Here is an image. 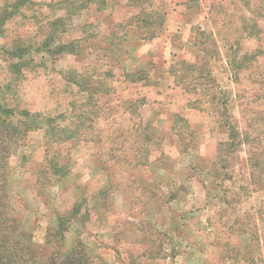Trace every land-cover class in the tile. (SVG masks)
I'll return each mask as SVG.
<instances>
[{
  "label": "rangeland",
  "instance_id": "rangeland-1",
  "mask_svg": "<svg viewBox=\"0 0 264 264\" xmlns=\"http://www.w3.org/2000/svg\"><path fill=\"white\" fill-rule=\"evenodd\" d=\"M60 1L0 0V15L17 5L0 21V105L12 120L27 110L75 130L58 141L46 127L29 131L9 155L27 254L45 257L46 230L77 204L63 251L79 239L105 264H264L260 173L253 183L242 149L225 174L216 151L224 135L172 73L182 60L196 64L232 96V54L264 49V1L79 0L71 16ZM143 10L164 13L162 24L143 27ZM71 41L75 54L55 50ZM176 114L193 131L186 150Z\"/></svg>",
  "mask_w": 264,
  "mask_h": 264
},
{
  "label": "trees",
  "instance_id": "trees-1",
  "mask_svg": "<svg viewBox=\"0 0 264 264\" xmlns=\"http://www.w3.org/2000/svg\"><path fill=\"white\" fill-rule=\"evenodd\" d=\"M78 2L79 0H67L65 5H62V1L58 3L65 7L66 15L71 16L79 11ZM16 7L17 5L12 6L11 10L4 7L0 21L13 15ZM141 12L143 27L152 26L155 23L162 24L164 13L146 10ZM63 20L64 16L57 17L52 24ZM251 26L248 28L252 31ZM255 26L256 24H253V27ZM255 37L258 38V34ZM52 38L53 36L49 35L44 39L42 47L45 51H51ZM76 47V42L71 41L59 44L55 50L60 53L75 54ZM13 55H19V53L13 52ZM179 63L181 70L172 72L177 83L186 91L197 92L199 96L188 105L210 113L211 130L224 135L216 149L217 164L226 175L229 174L228 170L233 167L232 156L244 149L253 183L257 179L255 174L259 172L257 184L264 186V49L258 47L249 53L240 55L235 51L232 54L228 63L237 86L232 96L230 92L219 87L211 70L204 72L201 69L203 67L189 64L184 60ZM72 79V83L79 84L75 77ZM243 80L246 82L244 83ZM8 113L9 110L0 105V264H105L101 256L89 254L79 239H75L74 244L63 251L65 232L79 217L77 204L73 206L68 216L58 215L56 226L46 230L44 244L49 249L48 254L40 259L27 254L29 234L21 228L9 196L12 192L8 179L9 155L29 131L46 127L47 134L58 141L73 138L75 130L60 129L56 125L52 127L55 119L42 116L40 113L22 110L18 114L19 118L15 120L8 118ZM172 129L178 137L180 146L184 145V150L190 148L193 131L189 128L186 119L176 114ZM234 156L237 158L236 155ZM64 168L58 162L50 160V169L53 174L65 175ZM139 257H143V254Z\"/></svg>",
  "mask_w": 264,
  "mask_h": 264
}]
</instances>
